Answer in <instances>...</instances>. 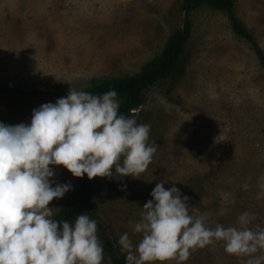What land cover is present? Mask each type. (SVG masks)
I'll list each match as a JSON object with an SVG mask.
<instances>
[{
    "label": "rangeland",
    "instance_id": "374dc122",
    "mask_svg": "<svg viewBox=\"0 0 264 264\" xmlns=\"http://www.w3.org/2000/svg\"><path fill=\"white\" fill-rule=\"evenodd\" d=\"M185 1L0 0V122L30 123L33 109L55 103L70 89L85 91L140 74L183 28ZM235 13L264 51V0H235ZM192 21V36L173 73L146 91L143 104L127 116L150 127L148 143L156 151L148 168L139 177L116 179L113 167V177L93 178L95 199L87 213L100 225L101 264H114L103 231L124 256L117 241L127 232L135 252L142 233L134 226L160 182L188 196L190 214L206 216L207 227L239 228L238 217L248 212L254 219L247 226L264 229V67L224 11L206 3ZM11 88L29 95L8 94ZM117 100L120 107L125 102ZM50 167L57 183L72 184L50 202L51 219L58 221L80 185L64 166ZM247 259L214 241L190 250L181 264Z\"/></svg>",
    "mask_w": 264,
    "mask_h": 264
},
{
    "label": "clouds",
    "instance_id": "9594fccd",
    "mask_svg": "<svg viewBox=\"0 0 264 264\" xmlns=\"http://www.w3.org/2000/svg\"><path fill=\"white\" fill-rule=\"evenodd\" d=\"M116 97L115 90L93 95L70 89L55 103L33 109L30 123L0 122V264H101L96 220L87 212L73 224L51 219L50 202L72 184L57 183L50 165L89 180L113 177V167L116 179L139 177L148 168L156 151L148 143L150 127L118 114ZM150 195L133 229L142 233L135 252L127 232L117 241L126 264L170 259L181 264L190 250L214 241H223L227 253L248 257L246 264L264 262V256L253 255L264 251V229L247 226L254 214L241 213L239 228H210L206 216L190 214L189 197L175 185L166 189L157 183Z\"/></svg>",
    "mask_w": 264,
    "mask_h": 264
},
{
    "label": "trees",
    "instance_id": "16d2710c",
    "mask_svg": "<svg viewBox=\"0 0 264 264\" xmlns=\"http://www.w3.org/2000/svg\"><path fill=\"white\" fill-rule=\"evenodd\" d=\"M206 3L211 4L227 14L234 33L252 45L264 67V51L258 44L254 34L249 31L246 25L236 15L235 0H186L183 5V28L172 38L161 56L149 62L143 71L136 76L107 79L95 87L85 90V92L92 93L93 95H101L109 90H115L117 93L116 99H125L124 104L118 110V114H123L127 117L133 110L143 104L146 91L173 73L193 33L192 14L201 5ZM6 92L19 97L29 95L28 92L18 88L7 89ZM78 180L80 193L62 211L57 222L67 220L70 224H73L78 215L92 208L95 199L93 179L89 180L85 174L83 178L78 177ZM97 226L100 227L99 224ZM102 236L104 250L111 255L113 263L126 264L125 256L115 248L111 237L106 231H103Z\"/></svg>",
    "mask_w": 264,
    "mask_h": 264
}]
</instances>
